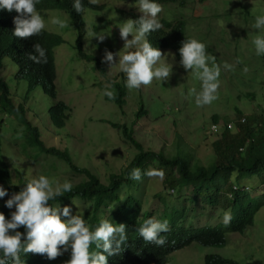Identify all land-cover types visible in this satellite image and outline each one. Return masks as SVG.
<instances>
[{"label":"rangeland","instance_id":"1","mask_svg":"<svg viewBox=\"0 0 264 264\" xmlns=\"http://www.w3.org/2000/svg\"><path fill=\"white\" fill-rule=\"evenodd\" d=\"M96 4L103 5V10L87 8L84 12L87 29L84 49L100 59L105 51L112 52L113 63L109 65L104 62L108 68L106 73L110 77L117 76L118 80H123L125 77L119 69L118 54L126 50L123 47L124 41L119 36L118 26L129 16L122 15L119 10L140 15L142 13L135 7L134 0H97ZM160 5L161 11L157 13L160 24L163 19H183L186 34L204 41L221 59V64L218 65L221 71L217 77L216 99L209 104L198 106L195 103L196 93L201 90V81L196 74L191 69L185 70L181 65L178 66L174 54L162 52L163 57L157 65L163 62L169 67H175L173 71L170 70L168 79L162 82L153 79L150 83L152 85L130 89L126 104L121 110L104 97L103 89L99 86L101 81L109 85L106 82L107 77L100 76L93 62H87L79 56L75 47L78 31L74 28L69 14L58 8L36 10L45 21L43 29L59 34L63 39L54 49L55 83L58 90L57 100H63L69 105L70 118L65 129L60 133L56 132L54 127L49 125L45 114L46 105L52 101L40 92H35L30 99L33 110L38 114L31 113L29 118L34 124H45L43 140L47 145L67 147L77 165L89 168L104 183L108 182L110 174L125 168L136 153L135 146L125 140L121 132L111 126L110 121L120 124L134 121V136L145 147L155 150L166 148L174 152V144L180 143L181 147L193 155L195 161L206 164L214 153L212 144L220 132L217 129L223 126V119L236 120V108L247 116L252 113L257 101L264 105V54L257 55L252 44L253 38L259 32L252 24L256 15L264 14L263 0H192L184 7L173 3ZM53 16L64 19L65 27L59 28L51 24L49 21ZM102 16L106 20H101ZM97 32L104 34L102 41L92 37L91 34ZM116 33L118 34L115 37ZM128 39L131 37L128 36ZM206 51L211 55L210 50ZM239 62L241 63L238 64ZM225 63L231 67L224 68ZM15 71V63L8 56L5 57L2 75L11 87L15 102L27 104L29 100H24V82L18 84ZM177 74L178 77L174 78ZM161 83H168L171 87L163 89L159 85ZM150 93L160 95V99L168 100V104L162 107L163 111L159 116L136 119L134 113L139 108L140 95L143 94L149 99ZM249 93L256 94V101L247 95ZM214 114L221 117L220 126L211 124ZM243 118L244 116L241 119ZM14 123L7 122V117L0 111L2 150L5 160L10 164L15 183L19 179L18 170L28 181L44 175L53 186L62 184L65 180L72 185L86 180L85 174L73 172L64 161L30 147L24 148L20 133L14 130L19 128V125ZM162 178L160 173L141 179V187L145 191L143 208L147 209L146 211H154L156 220L166 211L167 215L162 219L167 220L169 225V219L173 215L168 212L172 211L173 206L178 209L184 204L187 214L182 219V224L185 226L225 224L223 216L225 211L230 209L206 205L201 199L194 203L188 196L190 189H182L180 192L166 189ZM243 182L249 186L245 190L255 198L264 191V183H260L257 177L245 179ZM10 196L6 194L0 198V204ZM164 203L167 204V209ZM69 207L70 215L91 209L87 202L78 198L74 199ZM12 209L15 210L14 206ZM194 211L196 213L192 215ZM208 254H219L234 259L237 264H264V206L259 210L254 225L245 232H227L224 245L191 244L171 253L169 264H205V256ZM69 259L70 249L64 253L58 264H67Z\"/></svg>","mask_w":264,"mask_h":264},{"label":"trees","instance_id":"2","mask_svg":"<svg viewBox=\"0 0 264 264\" xmlns=\"http://www.w3.org/2000/svg\"><path fill=\"white\" fill-rule=\"evenodd\" d=\"M190 1L192 0H157L159 4L173 3L180 7H184ZM199 1L205 2L207 0ZM81 4V13H77L73 8V0H36L35 9L58 8L69 14L74 28L78 31L75 47L79 56L87 62H93L100 76L107 77L106 82L109 85L101 81L99 86L103 91L109 87L113 96L111 99L105 95L104 97L123 110L126 104V96L130 90L124 86V78L118 80L117 76L110 77L106 73L108 70L106 64L84 49V38L87 33L84 12L87 8L103 10L104 6L89 4L88 0H81ZM119 12L133 20L140 16V14L132 11L122 12L119 10ZM243 14L247 15L246 12ZM17 15L15 10L0 9V111L7 117V122L11 124L17 122L19 125V128H14V130L16 133H20L24 148L30 147L40 153L53 156L64 161L73 172L86 175V180L72 185L70 192L62 193V196L49 201L50 207H56L59 210L65 205L70 206L72 201L78 198L91 206L90 210L80 212L90 230L98 226L102 219L108 220L114 225H125L126 239L121 243L118 253L108 256L107 264H169L171 253L176 250L194 243L203 246H221L227 241V232L243 233L247 228L254 225L259 210L264 206V191L255 198L245 190L249 186L243 181L257 177L260 183H264V105H261L260 101L254 105L250 115L245 116L239 108H236V120L228 121L226 119L225 121L223 119V126L218 129L220 132L217 131V137L212 144L214 153L206 164L200 163L198 160L195 161L193 155L181 147L180 143L174 144V152L168 151L166 148L155 150L151 147H145L134 136V121L125 124L110 121L111 126L118 129L123 138L135 146L136 153L125 168L110 174L108 182L104 183L89 168L77 165L67 147L60 148L47 145L43 140V133L46 130L45 124H34L29 118V114L35 112L30 99L35 95V92H40L52 101L46 105L45 109L49 125L60 133L69 121L70 107L65 101L57 100L58 90L55 83L54 49L60 45L63 39L59 34L44 29L39 34L29 37L14 36L12 34L14 29L13 17ZM100 19L106 20L103 16ZM258 34L260 33L258 32ZM143 39L148 40L153 47L159 48L161 53L174 54L178 66H180L178 48L181 41L194 38L186 34L185 21L179 18L176 20L163 19L161 28L155 32L146 33ZM196 40L205 45L206 55H209L206 50L211 51V56L214 57L213 62L217 66L221 64V59L214 54L213 49L201 39ZM35 43H39L45 49L46 62L34 63L28 59V53L35 54L33 50ZM7 56L16 65V81L18 84L24 82L26 88L24 100H29L27 104L15 102L11 87L2 75L4 58ZM174 69L175 67H170V70L173 71ZM176 77L178 74L177 76L174 75V78ZM159 85L163 89L171 87L168 83ZM247 95L256 101L255 93ZM140 96L139 108L134 113L136 119L139 120L146 116H159L163 111L162 107L168 104V100L160 99V95L155 96L150 93L149 99L145 98L143 94ZM242 116H244V120L241 119ZM211 124L220 126L221 117L214 114L211 117ZM2 144L3 140L0 134V185L7 189L6 194L12 195L23 188L28 179L22 177L21 171L18 170L19 179L15 183L10 164L5 160L3 154ZM132 168L140 169V180L129 178V172ZM150 169H155L161 173L164 188L179 192L182 189H190L191 193L188 196L194 203L197 199H201L206 205L230 209L228 211L231 214L230 221L227 224L215 226H185L182 224V219L187 214L185 205L182 204L178 209H174L173 206L172 211L168 212L173 215L169 219L168 230L160 233L165 243L157 246L144 241L139 236L137 229L144 220L155 219L154 211H146L147 209L143 208L145 191L141 187V179L146 177L144 171ZM181 195L183 194L181 193ZM164 205L167 209V204L164 203ZM12 211H14L12 208L5 207V203L0 204V213H3L6 219ZM195 213L196 211L191 214L194 215ZM165 215H167L166 211L162 213L159 220H164L162 217ZM61 219L64 218L61 217ZM17 230L23 233L24 228L20 226ZM115 239H118L116 234L113 237V240ZM90 250L103 251L102 249H95V245H91ZM65 252L67 253V251H63L53 259L47 258L46 254L31 252L27 254L21 252L20 255L24 259V264H58ZM7 264H11L10 259ZM205 264H237V261L219 254H208L205 256Z\"/></svg>","mask_w":264,"mask_h":264},{"label":"clouds","instance_id":"3","mask_svg":"<svg viewBox=\"0 0 264 264\" xmlns=\"http://www.w3.org/2000/svg\"><path fill=\"white\" fill-rule=\"evenodd\" d=\"M97 0H88L89 4H96ZM36 0H0V9L18 13L13 17V35L16 37H29L37 35L45 27L42 15L35 9ZM135 7L142 13L137 19H127L119 27V36L124 41V51L119 53V69L124 74V86L128 89H138L141 85L150 84L153 79L165 81L169 77V65L157 62L163 57L161 50L153 47L152 44L143 39L146 33L155 32L161 28L157 19V13L161 11V5L157 0H134ZM73 8L81 13V0H73ZM45 10V9H40ZM59 28L65 27L66 21L58 16H53L49 21ZM252 27L259 29L252 44L257 55L264 54V14L256 15ZM131 34V39H128ZM97 40L102 41L104 34L97 32L91 34ZM135 49L129 51L128 49ZM35 54L28 53V59L34 63L46 62L45 49L39 43L33 45ZM180 55L179 63L185 69L196 74L201 81V90L196 93L195 103L199 105L209 104L216 99L218 87L217 77L220 69L213 62L214 57L206 55L205 45L196 39H184L178 48ZM101 62L113 63V53L105 51ZM224 68L231 65L225 63ZM103 95L112 98L113 92L109 87L103 91ZM145 176L160 175L153 170H145ZM129 178L140 180L141 171L139 168H132ZM71 182L65 180L62 184L53 186L50 180L40 175L24 183V187L13 193L5 200V207L15 210L6 219L0 213V264H24L20 253L29 252L46 254L47 258L53 259L63 251L70 249V259L67 264H107L108 256L120 251L121 243L126 239L125 225L113 224L102 219L93 230L85 224L81 214L70 215V207L63 206L59 210L50 207L48 202L62 193L70 192ZM7 193L0 185V198ZM65 217L66 219H61ZM231 214L225 211L223 222L227 224ZM23 226L24 231L17 229ZM11 230V231H10ZM168 230L167 220H156L148 218L138 227L139 236L144 241L157 246L165 243L160 233ZM114 234L118 239L113 240ZM23 237V239H22ZM95 249L90 250V246Z\"/></svg>","mask_w":264,"mask_h":264},{"label":"built area","instance_id":"4","mask_svg":"<svg viewBox=\"0 0 264 264\" xmlns=\"http://www.w3.org/2000/svg\"><path fill=\"white\" fill-rule=\"evenodd\" d=\"M242 120H244V118L242 119ZM215 126V125H214ZM218 130V129H217Z\"/></svg>","mask_w":264,"mask_h":264}]
</instances>
